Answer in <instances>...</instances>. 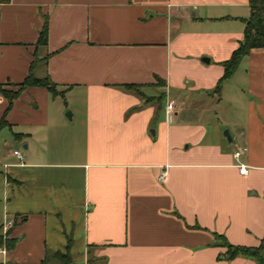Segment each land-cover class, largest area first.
Returning <instances> with one entry per match:
<instances>
[{"label":"crops","instance_id":"0c3cea01","mask_svg":"<svg viewBox=\"0 0 264 264\" xmlns=\"http://www.w3.org/2000/svg\"><path fill=\"white\" fill-rule=\"evenodd\" d=\"M248 14L249 0L0 3V87L31 71L55 89L26 85L9 107L0 93V264H60L68 236V264H256L215 236L264 241V47L215 90Z\"/></svg>","mask_w":264,"mask_h":264},{"label":"trees","instance_id":"16d2710c","mask_svg":"<svg viewBox=\"0 0 264 264\" xmlns=\"http://www.w3.org/2000/svg\"><path fill=\"white\" fill-rule=\"evenodd\" d=\"M8 0H0V3L7 2ZM46 33H47V20L45 19L38 36V41L40 43H44L46 41ZM255 47H264V0H249V14L247 18H245V24L243 28V38L238 43L237 47L232 51L230 57L223 61V73L218 78L215 90L219 89L222 81L227 78L241 59L249 52L251 48ZM29 84H40L46 86L50 91L55 92L54 83L49 79L48 76L37 77L34 76L31 71L17 84L15 89H6L0 87V93H2L8 100L7 107L10 106L11 100L15 97L19 91ZM137 83H125L124 86L127 88H131L134 90L138 89ZM161 96L157 98L160 99ZM146 99H153L152 97H146ZM4 122L2 118L0 120V124ZM217 238H221L222 244L226 246L225 251L223 252L225 257L231 258L237 254H242L245 256H249L255 259L256 264H264V241L258 245H245V244H232L228 242L223 236L215 233ZM0 237V243H1ZM71 237H67L65 249L55 250L52 253V256H56L60 259V264H68L70 262L71 256L69 252ZM13 240L6 239L5 244L7 247L11 246ZM89 259V258H88ZM90 260V259H89ZM40 264H50L49 255L45 256Z\"/></svg>","mask_w":264,"mask_h":264},{"label":"built area","instance_id":"2783aa9c","mask_svg":"<svg viewBox=\"0 0 264 264\" xmlns=\"http://www.w3.org/2000/svg\"><path fill=\"white\" fill-rule=\"evenodd\" d=\"M166 106H167V108H168L169 111L172 110V108H173V106H172V100H169V101L167 102ZM243 148H244V147H243ZM240 151H241L240 149H235V150L233 151V154H234L235 156H237V155H239ZM13 153H14L17 157H19V158L21 157V154H20V152H19L17 149H14V150H13ZM238 168H239V171L242 172V173L246 172V170H247V167H246V165H245L244 163H239ZM164 174H165V168H162V169L160 170L159 174H158V178L161 179V178L164 176ZM11 224H12V220H11V219H5V220L1 223L0 227H1L2 231H3V233L6 232V230L8 229V227H9ZM0 252H1V253H4V252H5V248H4L3 246H0Z\"/></svg>","mask_w":264,"mask_h":264},{"label":"water","instance_id":"95a60500","mask_svg":"<svg viewBox=\"0 0 264 264\" xmlns=\"http://www.w3.org/2000/svg\"><path fill=\"white\" fill-rule=\"evenodd\" d=\"M68 117H70V111L67 112ZM223 135L225 136L227 142H232V133L229 128L223 130Z\"/></svg>","mask_w":264,"mask_h":264},{"label":"rangeland","instance_id":"374dc122","mask_svg":"<svg viewBox=\"0 0 264 264\" xmlns=\"http://www.w3.org/2000/svg\"><path fill=\"white\" fill-rule=\"evenodd\" d=\"M16 88V86H14V88H6V89H15ZM67 110H70V109H67Z\"/></svg>","mask_w":264,"mask_h":264}]
</instances>
